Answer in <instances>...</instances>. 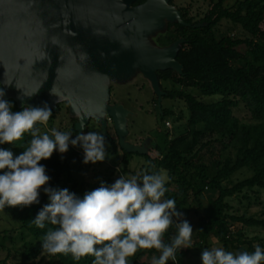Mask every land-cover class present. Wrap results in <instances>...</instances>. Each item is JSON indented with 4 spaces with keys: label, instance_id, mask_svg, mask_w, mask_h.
<instances>
[{
    "label": "trees",
    "instance_id": "16d2710c",
    "mask_svg": "<svg viewBox=\"0 0 264 264\" xmlns=\"http://www.w3.org/2000/svg\"><path fill=\"white\" fill-rule=\"evenodd\" d=\"M205 1L210 2V9L204 18L195 21L189 17L188 10L180 8L186 25L179 22L169 24L167 33L158 38L164 46L184 40L177 56V61L184 67L183 74L168 70L159 72L158 77L165 93L163 99L185 103L189 111L187 130L174 139L167 132L168 140L164 146L153 145L158 152L156 159H152L148 152L130 153L121 149L123 158L120 162L125 174L129 173L134 156H143L145 164L137 177L163 169L169 181L165 185L168 191L162 199H174L177 211L183 214L198 205L195 212L199 223L196 241L192 248L177 251L175 264H187L194 250L199 246L209 248L212 239L233 253L253 252L257 245L264 249L262 239L249 240L245 231L264 229V218L250 216L247 211L240 213L230 202L238 198L251 203L253 199L259 200L260 192H264V0L238 1L232 8L225 6L227 0ZM146 2L139 0L135 6ZM224 20L239 25L248 37L221 36L217 28ZM163 83H171L172 88L164 87ZM189 89L200 91L205 98L219 97V100L205 102ZM9 102L13 112L23 109L14 100ZM242 104L251 114L248 121L234 114ZM183 111L180 117L186 118ZM162 113L164 117L174 115L171 109H163ZM50 120L48 122H52ZM69 133L71 139L80 134L76 124ZM30 139V134H25L22 140L15 142L16 145L3 143L0 149L10 150L15 157L28 147ZM105 141L111 143L113 155L118 156L115 142L109 136ZM83 160L82 147L71 144L66 153L55 151L51 158L41 160L50 177L47 186L67 188L80 199L99 188L101 184H91L85 178L81 180L75 176L87 165ZM244 171L251 172L252 176L236 181L235 177ZM111 185L112 179L105 186ZM206 191L218 195L211 196L208 212L202 216L199 211L203 209L202 199ZM39 201L29 207L4 209L12 224L16 225L14 229L4 231V239L16 243L10 234L20 232L22 240L30 236L32 241L27 242L21 251L0 244V250L8 253L0 264H92V256L75 261L70 254L53 256L42 253V237L48 228L55 226L46 222L45 228L40 229L32 223L38 212L50 203L43 189ZM185 220L190 223L188 215ZM176 233L174 223L164 236L165 242L170 243ZM159 255L155 249L140 250L129 258V264H151L145 259L159 258ZM168 264L173 261L169 260Z\"/></svg>",
    "mask_w": 264,
    "mask_h": 264
},
{
    "label": "water",
    "instance_id": "95a60500",
    "mask_svg": "<svg viewBox=\"0 0 264 264\" xmlns=\"http://www.w3.org/2000/svg\"><path fill=\"white\" fill-rule=\"evenodd\" d=\"M138 1L0 0L3 99L20 108L46 104L53 112L68 101L79 133L94 120L106 138L112 122L122 149L146 154V147L127 142L131 112L123 103L111 104V84L139 72L161 104L158 73L183 74L177 56L184 40L160 48L151 37L169 24L186 23L172 0L135 6Z\"/></svg>",
    "mask_w": 264,
    "mask_h": 264
},
{
    "label": "clouds",
    "instance_id": "9594fccd",
    "mask_svg": "<svg viewBox=\"0 0 264 264\" xmlns=\"http://www.w3.org/2000/svg\"><path fill=\"white\" fill-rule=\"evenodd\" d=\"M52 92V90H51ZM0 89V144L15 142L30 134L28 147L15 156L0 149V211L6 207H29L38 204L40 191L49 196L46 204L32 220L44 229L42 253L71 255L75 261L92 256V264H129V258L140 250L155 249L159 258L152 264L176 262L177 251L192 248L193 228L177 211L174 199H162L168 189L169 176L161 169L141 177L120 176L111 186H101L83 199L67 188L48 187L50 181L41 160L51 158L55 151L66 153L69 145L82 147L85 164L104 161L107 156L105 137L99 132L72 134L55 129L41 134L37 124H47L51 109L26 106L12 111V104L3 99ZM81 128L85 125L81 122ZM175 218V220H174ZM175 223L177 233L166 243L164 236ZM202 264H264V249L233 253L223 247L203 249Z\"/></svg>",
    "mask_w": 264,
    "mask_h": 264
},
{
    "label": "rangeland",
    "instance_id": "374dc122",
    "mask_svg": "<svg viewBox=\"0 0 264 264\" xmlns=\"http://www.w3.org/2000/svg\"><path fill=\"white\" fill-rule=\"evenodd\" d=\"M238 1L243 0H227L225 6L232 8ZM174 7L177 9L184 8L188 10L189 17L199 21L204 18L205 14L210 9V2L205 0H174ZM167 27H164L161 31L155 33L151 37V44L157 47L164 48L167 46L162 45L158 38L167 33ZM218 33L221 36H232L238 38H247L248 35L244 30L229 20H224L217 28ZM164 87L172 88V84L163 83ZM192 94H194L198 99L205 102H214L219 100V97L215 98H205L201 95L200 91L196 89H189ZM111 104L115 105L118 103H123L125 107L131 112L128 118V130L130 132L127 142L138 147H146L148 149V155L152 159L158 157V152L154 149L155 144L164 146L168 140L167 132L170 133L171 139L179 136L187 130V118L189 117V111L186 109L184 102L179 100L163 99L160 104L159 97L155 93V90L149 80H147L141 73L137 72L128 77H120L118 80H114L111 84ZM163 109H171L174 113L172 116L164 117ZM59 112L52 111V117L50 118L52 122H47V124L41 125L37 124L40 128L41 134L48 133L51 134V130L55 129L61 132H71L74 124L78 121L72 118V111L70 107V102L59 103ZM184 110V111H183ZM184 112L186 118H181V112ZM234 114L242 119L243 121L250 120V112L242 104L239 108L234 110ZM50 120V121H51ZM169 122L171 126L167 127L166 123ZM89 131L99 132L101 134L100 127L91 121L87 127L86 134ZM108 136L111 138L116 146L118 147V156L113 155V148L111 143L106 144V159L102 162L98 161L95 164L89 162L80 173H76L78 179L85 178L91 184H104L109 185L110 179H112V184L124 176L125 178H130L132 176H139L141 166L145 164V158L143 156L135 155L134 159L130 164L129 173H124V166L121 164L123 158L122 148L120 145V139L114 128V124L109 122ZM93 164V165H91ZM252 176L249 171H244L239 173L235 180H244ZM218 193H212L206 191L202 202L203 209L200 210V214L204 216L208 212L209 200L211 196H217ZM231 204L240 210V213L248 212L250 216H261L264 218V192H260L259 200L253 199L250 203L248 200H241L238 198H233L230 200ZM198 205H193L187 212L183 214V219L188 215V219L193 228L192 234V244L196 241V235L199 228L198 219L195 215ZM16 225L12 224L11 217L4 210L0 211V244L7 246V248L14 250H23L27 242H31L32 238L30 236H25V239H21L20 232H14L10 235L14 237L17 242H11L10 240L4 239V231L7 229H14ZM247 238L252 240L256 237L264 241V229L262 228H251L245 229ZM9 236V235H8ZM257 245V244H256ZM213 247H220L217 244V240L212 239L209 248L197 247L193 254L190 256L187 264H202L201 254L203 249H211ZM186 249V248H185ZM6 250H0V260H4L7 256ZM158 258V257H155ZM152 258H146L152 264Z\"/></svg>",
    "mask_w": 264,
    "mask_h": 264
},
{
    "label": "flooded vegetation",
    "instance_id": "af4514ba",
    "mask_svg": "<svg viewBox=\"0 0 264 264\" xmlns=\"http://www.w3.org/2000/svg\"><path fill=\"white\" fill-rule=\"evenodd\" d=\"M172 3H173V4H172ZM170 5L174 6V0H172V1L170 2ZM178 10L181 12L180 8H179Z\"/></svg>",
    "mask_w": 264,
    "mask_h": 264
},
{
    "label": "built area",
    "instance_id": "2783aa9c",
    "mask_svg": "<svg viewBox=\"0 0 264 264\" xmlns=\"http://www.w3.org/2000/svg\"><path fill=\"white\" fill-rule=\"evenodd\" d=\"M166 125H167V127L171 126V124L169 122Z\"/></svg>",
    "mask_w": 264,
    "mask_h": 264
}]
</instances>
